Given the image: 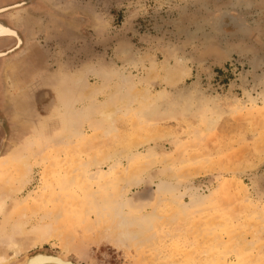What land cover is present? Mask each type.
Here are the masks:
<instances>
[{
	"label": "rangeland",
	"instance_id": "1",
	"mask_svg": "<svg viewBox=\"0 0 264 264\" xmlns=\"http://www.w3.org/2000/svg\"><path fill=\"white\" fill-rule=\"evenodd\" d=\"M225 10L248 31L213 29ZM0 21L23 39H0V253L41 237L6 264H264V0H33Z\"/></svg>",
	"mask_w": 264,
	"mask_h": 264
},
{
	"label": "bare ground",
	"instance_id": "2",
	"mask_svg": "<svg viewBox=\"0 0 264 264\" xmlns=\"http://www.w3.org/2000/svg\"><path fill=\"white\" fill-rule=\"evenodd\" d=\"M222 12H224V11H222ZM225 12L226 13L224 14L223 18H221V20H220L219 26H223L224 24L226 25V23H230L231 22L230 24L232 26H235V28L238 30V28L240 26H242L241 24H243V23H241L240 18L237 17V16L230 15L229 14L230 12L227 11V10H225ZM235 17L237 18V20L235 19ZM227 18H229L231 21L229 22V20ZM1 25L2 24L0 23V39L13 38L14 37L18 41V42H16V44L20 45L21 38L19 37V34L17 33V31H10L9 29H5L4 27H1ZM239 29H241V28H239ZM238 31H241V30H238ZM5 55H7V54H4V53L0 54V56H5ZM110 119H111V117H110ZM62 140H63V138H62ZM4 201H5V199H4ZM4 201L0 200V213L2 212L3 207L5 205ZM12 233H11V236H10L9 240L7 241V244H8L7 246H9L10 249H13V250H11L10 252L9 251H5L4 253H0V264H6L9 261V259H11V257L14 258V256H16V254L18 252H20L21 250L26 249L31 244H35V242H39L40 241L39 238H41V237L32 238V237H28L27 236L29 234H27V235L24 234L25 236L22 235L21 236L22 238H20V236L17 235L20 238V239H18L17 236H16V234L18 233V230L17 231H13ZM42 242H43V240H42ZM52 263H54V264H73L72 262L68 261L67 259H63V258H60V257L59 258L58 257H53V256H50V255H45V254L44 255L43 254L37 255L34 258H27V261L24 264H52Z\"/></svg>",
	"mask_w": 264,
	"mask_h": 264
},
{
	"label": "water",
	"instance_id": "3",
	"mask_svg": "<svg viewBox=\"0 0 264 264\" xmlns=\"http://www.w3.org/2000/svg\"><path fill=\"white\" fill-rule=\"evenodd\" d=\"M32 1L33 0H25V1H22V2H19V3H15V4H12V5H9V6H6V7H3V8H0V15L1 14H5V13H8V12H11V11H14V10H18V9H21V8H24L25 6H27V5H29V4H31L32 3ZM226 12L224 11V12H221L220 13V16L217 18V19H215L214 21H213V29H215L216 31H222L223 30V28L224 27H231V28H233V29H236L235 28V26H232L230 23V19L229 18H227L228 20H229V22L230 23H228L227 25H223V26H219V24H220V20H221V18H223V16H224V14H225ZM237 17H239L240 19H241V17L239 16V15H237ZM235 19H237L236 17H235ZM242 20V19H241ZM0 22H3V21H0ZM4 23V22H3ZM242 23L243 24H241L242 26H240L239 28H241V29H239L238 28V30H241V32H246V31H248V27H247V25H246V23L244 22V21H242ZM5 24V23H4ZM237 30V31H238ZM16 31V30H15ZM19 33V32H18ZM21 36V35H20ZM21 39H22V37H21ZM23 44V39H22V42H21V44L20 45H18V44H16L17 46H15L13 49H11L12 50V52L11 53H9L8 55H10V54H12L13 52H15L17 49H19L20 47H21V45ZM11 50H8V51H11ZM7 51V52H8ZM8 55H6V56H8ZM3 57H5V56H0V58H3ZM2 121V124H3V120H1ZM40 254H45V255H50V256H53V257H60V258H63V259H67L68 261H70V262H72L73 264H75V262L74 261H72L71 259H69L67 256H65V255H63V254H60V255H57V254H51V253H47V252H37V253H35V254H33V255H31V256H28V257H26L25 259H24V261H22L20 264H24L26 261H27V258H34L35 256H37V255H40ZM52 264H54V263H52ZM77 264V263H76Z\"/></svg>",
	"mask_w": 264,
	"mask_h": 264
},
{
	"label": "crops",
	"instance_id": "4",
	"mask_svg": "<svg viewBox=\"0 0 264 264\" xmlns=\"http://www.w3.org/2000/svg\"><path fill=\"white\" fill-rule=\"evenodd\" d=\"M16 64V63H15ZM18 64V63H17ZM9 68V67H8ZM15 67H11V69L13 70Z\"/></svg>",
	"mask_w": 264,
	"mask_h": 264
}]
</instances>
